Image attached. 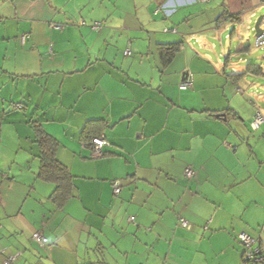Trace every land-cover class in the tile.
Masks as SVG:
<instances>
[{
  "label": "crops",
  "instance_id": "obj_1",
  "mask_svg": "<svg viewBox=\"0 0 264 264\" xmlns=\"http://www.w3.org/2000/svg\"><path fill=\"white\" fill-rule=\"evenodd\" d=\"M161 2L0 0V250L22 252L17 264H244L241 234L264 258V126L252 129L264 114L254 78L264 76L252 64L228 76L231 56L215 65L190 43L215 49L228 26L260 17L264 0ZM96 21L106 22L99 32ZM170 44L179 50L166 65ZM91 121H104L101 158L82 136ZM34 122L74 177L62 208L37 178ZM8 138L25 162L3 163Z\"/></svg>",
  "mask_w": 264,
  "mask_h": 264
},
{
  "label": "trees",
  "instance_id": "obj_2",
  "mask_svg": "<svg viewBox=\"0 0 264 264\" xmlns=\"http://www.w3.org/2000/svg\"><path fill=\"white\" fill-rule=\"evenodd\" d=\"M166 1L168 0H162V2L158 4L159 7H162ZM164 47H165L163 49L164 58H165L164 64L167 65L173 60V58L177 54V51L179 50V46H177V44H170ZM252 71L255 74L262 75L261 74L262 67L253 65ZM18 105L22 106L21 104H18ZM22 107H23L22 110H24V106ZM103 124H104V121H91L84 128L82 132V136H86L85 139L88 140L89 147L91 145L92 139L103 138L100 132V129ZM32 127L35 133L34 141L38 145V148H39V155L37 156L39 159V171L37 174V178L40 179L41 181L53 184L54 190H53V193L50 199L52 200V202L55 204L57 208H62L63 206L66 205V203L70 199L74 197V189H75L74 177L70 173L69 169L65 165H63L57 157V149L59 145L58 141L54 137H52L49 133H47L41 125L34 122L32 123ZM104 154H105V149H104ZM116 181H119V180H116ZM113 193H114V190H113ZM119 195H115V196H119ZM41 235H42V241L38 242L32 236V242L37 247L45 249L47 247L46 239L43 233H41ZM2 251H3V254H1L0 256L4 258L3 259L4 261L9 256H12V255H19L18 257V260H19L23 254L22 252H17L15 254H7L6 250H3V249L0 250V252ZM260 256H261V253H260ZM18 260L13 264H17ZM243 262L244 264H252L251 261L246 259L245 247H244V253H243Z\"/></svg>",
  "mask_w": 264,
  "mask_h": 264
},
{
  "label": "rangeland",
  "instance_id": "obj_3",
  "mask_svg": "<svg viewBox=\"0 0 264 264\" xmlns=\"http://www.w3.org/2000/svg\"><path fill=\"white\" fill-rule=\"evenodd\" d=\"M261 12H262V15H264V10ZM257 19L251 20L252 22L249 24L244 23L240 26H236V29L233 24L228 26V30L227 31L225 30V33H222L218 40L211 41V44L215 45V49L213 50L199 49L200 42L199 44H195L193 43V40H191L190 43L193 44L195 47V51H192L194 52L193 54L197 58H200L203 60L207 57V54H208L209 59H211V63L215 65H219V63L224 64L225 57L228 58L229 56H231V59L229 61L230 66H228L229 69L227 70V73H226L228 76H231L233 75V73H235L232 70L235 67H239L238 69L240 70H241L240 67H245L248 64L258 65L259 67H264V58L262 60L260 59L261 57H264V49L263 50L256 49L254 46L256 38H255V33L252 31V29L254 28ZM192 21L194 22V20ZM262 28L264 29V23L262 24ZM234 29L236 30L237 34L232 36V39H229L228 36L226 37V35H230L231 31H233ZM179 33L181 34L180 31ZM244 47H249L250 53L239 52V49L242 50V48ZM205 51H209V52H205ZM131 52H134V51L131 49ZM240 60H245V62L244 61L241 62ZM199 62L200 61H198L195 64L196 68L199 66ZM254 81L264 83V77L260 79L254 78ZM258 93H261L262 95L264 94V92L261 90L258 91ZM253 98L255 99L257 103L260 102V105H261L262 100L264 99V97H262L261 95H258V97L254 96ZM3 147H4L3 149V158H4L3 163L4 164H7V165L12 164L16 158L19 159L20 161L25 162V152L24 150H20L18 148L17 142L14 139L12 138L6 139V141L3 143ZM32 162L33 160L29 161V163H32ZM18 164H21V162H19ZM53 190H54V186H53Z\"/></svg>",
  "mask_w": 264,
  "mask_h": 264
},
{
  "label": "built area",
  "instance_id": "obj_4",
  "mask_svg": "<svg viewBox=\"0 0 264 264\" xmlns=\"http://www.w3.org/2000/svg\"><path fill=\"white\" fill-rule=\"evenodd\" d=\"M209 0H193V2L195 3H203V2H208ZM264 5V2H263ZM167 12V11H166ZM82 25H86L85 23H82ZM106 25V22H100V21H96L94 23H92V25L90 26L92 28V30L99 32L100 30H102ZM65 24H59V25H52V27H55L57 29H63L65 28ZM166 33H177V30L175 29H165ZM28 36H24L22 38V41L25 42L27 40ZM255 48L256 49H264V34L261 35L260 37H257L255 40ZM125 55H131V51L127 50L125 52ZM262 75L264 76V68L262 69ZM193 87V82L191 79H187L186 81H184L181 85H180V89L181 90H187ZM238 92H240L241 94H244V91L242 89H237ZM15 109L17 110H22L23 107L20 105H15L14 106ZM264 126V114L262 113V111L260 109H257L255 116L253 118V122H252V129L253 131H258L260 130L262 127ZM264 138V136H263ZM108 145L106 139L103 138H94L92 139L91 145H90V149H91V157L96 159V158H101L102 156H104V149L105 147ZM185 175L188 179H192L194 176V171L191 168H187L185 170ZM113 190H114V194L115 195H119L122 187H121V183L120 181H115L113 183ZM131 220L133 221L134 218H131ZM181 224L184 227L188 226V222H186L185 220L181 219ZM34 239L38 242L42 241V235L40 232H35L33 235ZM239 241L241 242V244L245 247L246 249V259L251 261L252 264H263L264 262V258L262 256H260V250L254 247V240L249 237L246 234H241L238 237ZM3 254V251L0 252V255ZM19 255H12L9 256L4 262L3 264H13L18 260Z\"/></svg>",
  "mask_w": 264,
  "mask_h": 264
},
{
  "label": "water",
  "instance_id": "obj_5",
  "mask_svg": "<svg viewBox=\"0 0 264 264\" xmlns=\"http://www.w3.org/2000/svg\"><path fill=\"white\" fill-rule=\"evenodd\" d=\"M263 20H264V15H261L255 23V26H254L255 38L260 37L261 35L264 34V29L261 27ZM222 116H225V115H222Z\"/></svg>",
  "mask_w": 264,
  "mask_h": 264
},
{
  "label": "clouds",
  "instance_id": "obj_6",
  "mask_svg": "<svg viewBox=\"0 0 264 264\" xmlns=\"http://www.w3.org/2000/svg\"><path fill=\"white\" fill-rule=\"evenodd\" d=\"M252 31L255 33V31H254V28L252 29ZM255 46V45H254ZM262 74V73H261Z\"/></svg>",
  "mask_w": 264,
  "mask_h": 264
}]
</instances>
